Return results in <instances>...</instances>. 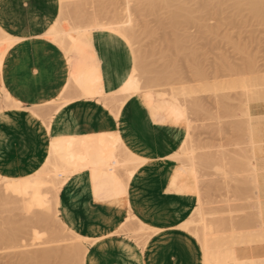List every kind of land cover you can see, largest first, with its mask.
Listing matches in <instances>:
<instances>
[{
    "label": "crops",
    "instance_id": "1",
    "mask_svg": "<svg viewBox=\"0 0 264 264\" xmlns=\"http://www.w3.org/2000/svg\"><path fill=\"white\" fill-rule=\"evenodd\" d=\"M58 4V0H0V28L16 40L0 65V94L10 105L0 110V175L22 178L44 165L52 139L47 132L51 122L66 135L118 134L144 161L133 168L135 180L122 174L124 186L111 185L117 204L98 200L86 173L69 176L57 192L59 219L89 240L85 264H93L101 251L106 253L107 264H202L201 245L181 227L199 207L198 194L176 159L187 140L186 126L157 109L154 101L147 106L139 96L127 98L118 107L115 97L121 96L111 93L131 74L130 57L127 51L122 53L128 43L108 30H94L79 37L67 52L45 36L56 23ZM86 71L96 72L103 95L86 97L77 90L71 76ZM61 97L68 101L54 106ZM103 101L114 104L115 110ZM248 112L255 119V137L262 145L252 187L257 233L252 236L250 228L254 227L249 224L248 234L256 242L236 252L258 257L264 255V100L251 102ZM248 195L246 183L232 185L228 200H244ZM232 210L218 209L222 213ZM128 216L150 227L141 241L122 226Z\"/></svg>",
    "mask_w": 264,
    "mask_h": 264
},
{
    "label": "rangeland",
    "instance_id": "2",
    "mask_svg": "<svg viewBox=\"0 0 264 264\" xmlns=\"http://www.w3.org/2000/svg\"><path fill=\"white\" fill-rule=\"evenodd\" d=\"M105 1L58 0L55 26L61 30L62 45L57 44L68 52L67 48L72 44L75 32L86 28L72 21L73 12L77 16L80 14L74 9V4L79 2L80 7H76L84 13L97 16L103 13L110 19L112 6L109 10V0L108 4ZM114 1L117 4L123 2L119 4L123 8L125 0ZM97 4L102 7L96 8ZM105 4L106 9L103 7ZM135 4L136 0H129L137 38L125 46L122 53L127 51L130 58L125 60L130 64V73L134 71L138 78L141 90L149 92L155 103L162 99L172 101L174 97L185 112L180 121L186 126L188 136L176 159L199 197V207L192 211L185 227L196 237L201 247L206 238L209 240L206 252L202 249V264H264V255L242 257L236 252L238 247L256 242V238H252L257 233L256 202L252 187L254 174L260 165L257 158L262 152V145L255 137V119L250 116L248 107L251 102L264 100V21L258 22L246 9L237 14L234 3L226 1L222 4V11L215 10L216 13L210 9L204 13L199 10L190 15L184 14L178 19L177 26L173 27L166 18L167 23L162 27L154 16L137 15L132 8ZM190 4L195 5V2L191 1ZM94 30L99 29L90 31ZM121 99L115 98L118 107ZM64 101L67 102L68 98L61 97L60 101L54 102V106L59 107ZM103 102L106 107L115 110L114 104L106 105ZM9 106L0 94V110ZM110 145L118 161L112 166L111 174L118 185L124 186L122 174L128 178L133 168L139 167L144 160L132 152L126 153L121 138L111 140ZM51 162L52 156L49 153L44 164V169L48 168L49 173L41 171L39 176L46 175L43 180L47 183L42 188L44 208L50 211L48 215L52 214L50 217L53 221L49 219L43 227L39 228L36 224L38 228L35 225H30V228L25 222L28 216H25V210L13 205L8 208L5 206V209L1 204L0 223L5 217L15 219L14 227L20 223L25 226L20 229L15 241H0V264H28V261L21 259L33 252L45 253L49 248V252H52V247L64 251L69 258L65 261L58 259L54 264H85L84 251L89 240L71 231L58 217L57 192L66 175H63L61 168L54 172L55 166L52 169V165L55 164ZM41 169L44 170L43 166ZM2 181L5 179L1 178L0 184ZM244 183L250 188V195L244 200L233 197L229 201L230 187ZM225 207H233L234 210L230 213L218 211ZM238 214L245 216L238 217ZM249 224L254 227L250 228L252 236L248 234ZM122 226L130 229L128 235L138 241L144 239L150 230V227L142 225L132 216H128ZM68 249L74 254H70Z\"/></svg>",
    "mask_w": 264,
    "mask_h": 264
},
{
    "label": "bare ground",
    "instance_id": "3",
    "mask_svg": "<svg viewBox=\"0 0 264 264\" xmlns=\"http://www.w3.org/2000/svg\"><path fill=\"white\" fill-rule=\"evenodd\" d=\"M131 1L133 2V0ZM191 1L195 2V5L190 4ZM226 1H232L234 3V8L236 9L237 14L241 13L243 9H246L248 10L249 14L252 17L257 19L258 22L264 21V18H263L264 17V0H136V4L132 8L136 10L137 15L138 14L141 16L151 15V16L156 17L158 21H160V26L162 27L164 26V24L167 23L166 21V18H167L169 19L168 24H171V26L173 27V26H177V23L179 22L178 19L181 18V16H183L184 14L194 13V11H199V10H202L204 13V11L206 10L208 11L210 9L211 11L214 10V12L222 11V4ZM100 2L101 1H99L98 3ZM107 2L108 1L106 0L104 3H107ZM112 2L109 0L108 2L109 5H107L108 4L107 3L103 6L104 9H106L108 6L109 10L111 9L110 6H112V10H110L111 11L110 19L106 18L103 13H100V16L103 15L102 17H104V18H101L99 15L98 16L96 14L91 15V13H84L80 11L79 2L77 5L76 4L73 5L74 9L78 11V14L80 12V14L79 16H77V14L73 12L72 14L73 16L71 15L72 21L74 20L75 22L79 24L81 23L86 28L75 32L74 40L72 41V44L67 48L69 51L71 47L74 45V43L79 39V37H81L82 35L86 34L90 30L95 29V28L99 30H108L110 31V33L112 32V34L115 33L119 35L120 37H122L125 41H127L128 44L133 43V41L137 37H135L136 30L134 29V24L132 23L133 20L131 17V10L133 9H131L129 5V0L124 1L123 8H121L122 5L121 6L119 5L120 3L123 4V2H119V0H118L119 4L115 3L116 1L114 0H112ZM188 2L190 5L188 4ZM114 4H115V7H114ZM78 5L79 7H76ZM99 6L100 5L97 4L96 8ZM101 7L102 5L100 6V8ZM119 7L120 9L117 10V8ZM84 8H85V5H84ZM99 9L98 11L96 9V11L99 12ZM109 10H106V11H109ZM82 13L84 14L81 15ZM85 14H88V15L85 16ZM122 14H124V16ZM90 16H93V17H90ZM86 18L87 19L89 18V19L87 20ZM55 25L56 23L49 29V31L46 33L45 36L51 41L62 45L61 37H60L61 30L60 28H57ZM202 27H204V25ZM148 32H150V30ZM0 35H1V41H0V65H1L2 59L6 51L16 40L11 38L9 35H7L1 28H0ZM132 72L133 73H131L130 76L126 79L122 87L111 94L120 95L122 97L121 101L119 102L120 104L119 107L123 104V102L127 98L131 96H139L140 99L144 101V103L148 104L147 106H149V104L153 101L152 99L153 97L149 92L141 90L140 82L138 78L135 76L134 71ZM71 78H73L72 80L75 86L78 88L77 90L80 91L82 95L86 97H99L103 95V92L99 88L98 77L95 71L81 72V73L73 75V77L71 76ZM6 98L10 100L8 95H6ZM14 103L16 102L14 101ZM156 108L160 109L162 112L166 111V113H168L169 115V118L170 117L173 118L174 122H179L182 119V117H184L185 115V112L182 106L178 104L176 98L174 97L172 101H169L167 99L160 100L158 103H156ZM47 132L52 134V139L50 141L48 154L49 153L51 154L52 161L55 164V165H52V169H54L53 166H55V169L53 171L55 172L57 168H61V170H63L64 172L63 175H66L67 178L74 174L80 175V173H83V174L86 173L87 175H89V180L93 184V190H94V194L96 198L104 202H105V199H107V200H110L111 204H117L116 197H115V193H116L115 189L114 190L111 189V185L113 184V182H115V178L111 174V168L118 161L116 160V156L111 149L110 142L111 140L116 141L120 139L119 135L118 134L117 135L116 134L115 135L114 134H93L91 136H81V137L73 136V135H66L64 132L59 130L58 125L55 122H51V125L47 129ZM124 147H125L126 153L132 152L126 145ZM53 162L51 163L53 164ZM43 169H44V165H43ZM47 169L48 168L46 167L44 170L39 169L33 175L22 177V178H9V177L0 175L2 179L3 178L5 179V181H2V184H0V205L2 204L3 207L7 206V208L8 206L12 207L13 205L15 208L20 207L23 210H25L26 211L25 216L28 215L27 218L23 216L26 219L25 220L26 225H29V226L35 225L37 227L36 224H38V227L40 228L41 226L43 227V225L46 224V222L48 223L49 219L52 220V217H50L52 216V214L48 215L50 211L47 209V207L44 208L45 206H44V201H43V191L44 190L42 188H43V185L47 183V181L43 179L46 178V175L44 176L45 178L42 176H39L41 171L45 173ZM66 177L63 183L66 181ZM1 178H0V181H1ZM128 180H135L134 171L129 173ZM185 189L189 190L187 186H185L184 190ZM126 201L127 200L124 201L125 204L127 203ZM35 208H39L40 210L36 211L34 210ZM15 222H16L15 219L14 220L11 218L7 219L5 217L2 218V222L0 223V241L2 243L10 242L12 240L15 241L16 236H18V232H20V229H22L25 226L24 223L23 224L20 223V224H17V227L16 226L14 227L13 224ZM181 227L185 230H188V228L185 227V223H183ZM32 229H34V227H32ZM205 240H207V242ZM205 240H204L205 244L202 245V249L204 252H206V249L209 246V244H207L209 243L208 242L209 240L207 238ZM52 242L54 241L52 240ZM52 248H53L52 252H49L51 248H49L48 250H45V253H41L42 251L41 252L37 251V253L33 252L32 254L25 256V258H22L21 260L28 261L29 262L28 264H54L55 263L54 261L58 259L64 260V261L69 259L68 257H66L64 251H60V249L56 247L55 248L52 247ZM55 249L57 250L54 252ZM68 252H70L69 249H68ZM84 252L86 253V249ZM71 253L74 254L73 251L70 252V254ZM203 264H206V263L204 262Z\"/></svg>",
    "mask_w": 264,
    "mask_h": 264
},
{
    "label": "snow or ice",
    "instance_id": "4",
    "mask_svg": "<svg viewBox=\"0 0 264 264\" xmlns=\"http://www.w3.org/2000/svg\"><path fill=\"white\" fill-rule=\"evenodd\" d=\"M7 55L10 56L11 55V51ZM6 62L7 61L5 60V63ZM113 115H115V113H113ZM118 122L119 121L117 120V123ZM158 227L163 228V227H166V226L165 225H159ZM98 247H99V245H98ZM105 255H106V253H104L103 251H101L100 253H98L97 254V258L94 260L93 264H107V261L103 258ZM86 264H87V262H86Z\"/></svg>",
    "mask_w": 264,
    "mask_h": 264
}]
</instances>
